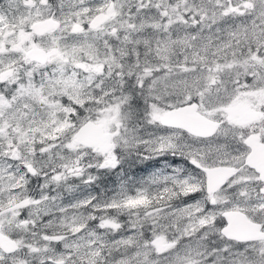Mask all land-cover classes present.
<instances>
[{
	"label": "snow or ice",
	"instance_id": "snow-or-ice-1",
	"mask_svg": "<svg viewBox=\"0 0 264 264\" xmlns=\"http://www.w3.org/2000/svg\"><path fill=\"white\" fill-rule=\"evenodd\" d=\"M0 264H264V0H0Z\"/></svg>",
	"mask_w": 264,
	"mask_h": 264
}]
</instances>
